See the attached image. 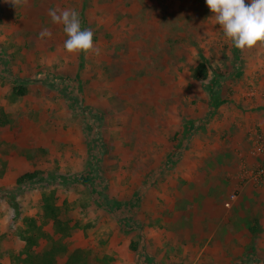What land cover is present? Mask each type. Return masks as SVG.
Instances as JSON below:
<instances>
[{"label":"rangeland","instance_id":"obj_1","mask_svg":"<svg viewBox=\"0 0 264 264\" xmlns=\"http://www.w3.org/2000/svg\"><path fill=\"white\" fill-rule=\"evenodd\" d=\"M29 1L35 10L76 9L82 29L94 33V50L65 54L62 26L44 13L39 16L50 21L22 22L20 14L5 20L15 6L0 0V108L7 116L0 125V257L18 248L13 239L28 226L25 219L39 217L41 196L59 189L66 199L61 219L73 226L61 245L67 252L79 250L77 264H250L249 248L236 235L264 239L260 209L229 210L219 206L222 198L208 205L195 197L190 209L203 221L192 224L189 217L184 223L181 212L175 218L165 214L166 207L176 204L178 212L184 209L181 201L189 202L175 189L192 194L207 182L218 192L217 187H229L215 173L210 180L198 175L214 168L209 157H217L216 144L231 136L229 111L244 105L235 94L259 93L243 77L234 78L229 63L237 60L235 50L226 55L219 50L223 33L204 0ZM44 28L52 36L40 40ZM198 50L206 54L208 72L230 73L222 91L233 101L214 109L212 117L208 94L192 80ZM244 61L236 65L241 72ZM17 86L26 88L23 96L13 94ZM250 146L246 156L239 147H226L230 152L217 160L244 166L253 156ZM169 153L175 157L170 169L164 162ZM236 171V179L245 182L246 169ZM27 173L37 175L17 183ZM43 230L52 232L48 226ZM216 233L223 237L212 238ZM51 243L40 240L38 247L49 249ZM56 262L66 264L65 250Z\"/></svg>","mask_w":264,"mask_h":264},{"label":"crops","instance_id":"obj_2","mask_svg":"<svg viewBox=\"0 0 264 264\" xmlns=\"http://www.w3.org/2000/svg\"><path fill=\"white\" fill-rule=\"evenodd\" d=\"M30 4H31V2L28 0L26 4L19 5L15 8H9L5 12V15H7V16L4 19L8 20V21H11V20L15 21L16 19H15L14 15H16V14H20L23 16V17L21 16L22 18L21 17L19 18V20H21L22 22L24 20L25 21L26 20H28V21H39V20L43 21V20L47 19V18H41L39 16L42 13L48 15L47 11L42 10V9L37 10L38 8H36V10L32 9L29 7ZM47 20H49V19H47ZM56 35H57V32H56ZM58 35H59V33H58ZM219 35L221 36L220 37V43H219L220 44L219 50L223 49L222 52L224 55H226L228 53L231 54L232 51L235 50L234 58L237 60L235 62L233 61L232 64L229 63L232 66V68H234L233 70L231 68L232 72L234 73V75H233L234 78H236V76L239 79H240V77H243L244 79H246L247 84L251 82V84L254 87L256 85V88L258 87L257 89L259 92L258 94H256L255 96H253L251 98L244 97V94L241 92H237V94H235L236 100H244V105H242V108L238 109L237 108L238 106H237L235 110L232 109L231 111H229L231 113L230 121H226V122H228V123L230 122L232 124H230V126H227L228 128H226V129H228L229 132H231V136L226 137V138L224 137L223 138L224 140H222L221 143L219 140V143H217L216 144L217 146H215V150H216L215 155L218 158H224L225 157L224 155H226V154H228V152H230V150L227 149L226 147L229 148L230 146L231 147H239L241 149V154H242V152H244V154L245 153L247 154L246 151L248 150L249 147H251L250 146L251 145V139L247 135V133L250 129H254L256 131L264 133V47L257 45L256 47H254L251 50H246V51L241 52V51L237 50L236 48H234L230 43H226L225 38H224L223 34H221V32L219 33ZM197 52L200 53L198 63H204L206 66V77L204 79H198L197 80L193 76L192 80H197L198 83L200 82L201 86L203 87V90L205 91L204 93L208 94V101L220 102V104L216 107L214 106L213 103L209 107V109L207 111V115L212 117L214 114V109H216L215 111L217 112V110L219 108H221V106L226 104V102L229 101L230 103H232V101H233V96H230L231 99L226 98L223 96V91H222V85H223L224 77L228 78L230 73L226 72L227 73V76H226L225 66H223L225 75H223V73L219 72V71L208 72L209 68H208V59L206 57V54L204 53V55H203V53H201L200 50H198ZM243 59L245 60L244 62H246L248 67L245 68L246 64L244 65V63L240 62V64H242L244 67L243 72H241V69L239 70V66H236V65H237L238 61L243 62ZM229 64H228V62L225 63V65H227V67ZM177 66L180 67L179 64H177ZM177 66H176V68H177ZM248 80H250V81H248ZM251 88H253V87H251ZM228 109L226 108V110H228ZM209 120H210V118H208V121ZM206 121H207V119H206ZM184 124H185V128L183 127V133H185L187 136L190 134L189 131L191 128V125H190L191 123L186 122ZM229 132H224V133H229ZM246 154H245V156H246ZM248 154H249V152H248ZM217 157H209L211 159V162H213L215 165L214 168L213 169L203 168L202 172L200 173L201 176L200 175H198V176L202 177V175H203L206 178V180H210L211 176L214 177L213 173H215L217 177L220 176L221 179H224L225 181H229L230 184H227V185H229V187L225 188L224 190L221 187H217V189L219 190V192H218L216 189L210 190L211 184L207 182L206 185H203L205 187L207 186L206 188H203L200 184V186L198 187V189L196 191H194V192H193V190L191 191L192 194L187 189H186V191H185V189H183L182 194H180L177 191V189H175V194L177 196L181 197V199H183V200H184V196L185 197L187 196L189 202L186 203V200L181 201L182 202L181 205H182V207H184V209L182 211H178V212L175 211V205L176 204H173L172 207H166L165 214H166V212L169 215L173 213V218H175L176 216H179L178 214L181 212L182 215H184V217H183L184 223L186 221L188 222L189 217H191L190 223H192V224L195 223V220L203 221V217L197 218V216H195L196 212L192 211V208L190 209V206L191 207L193 206V208L195 206V202H192V201L194 200L195 197H199V198H201L200 201L203 204L210 205V204H213L212 201H214L215 196H216V197L222 198V200L219 203V206L221 208H228V209L230 208V209H235L238 211H239V208H246V209L250 208V210L252 209V210H256V211L260 209L261 215L259 218H260V221L262 222V225H263L261 229L264 230V180L259 182V183H253L250 181L249 176L247 175V174H249V172L251 170L254 169V167L261 161V159L259 157L252 156L251 160H247V162L244 160L246 165L243 166L242 164H244V163H242V161L238 162V160H237V162L232 161L229 163L228 162L225 163L224 160H221V162H219L220 160H217ZM174 158L175 157H172V155H170V153L166 156L164 162L168 166V169L172 168L175 165ZM238 159L240 161L241 158L238 157ZM243 167L246 169V172H244L246 174V176H244L245 178H243V179H245L244 180L245 182H242V181H239L238 179H236V172H237L236 170L239 168L242 169ZM206 180L203 179V181H206ZM213 188H215V187H213ZM168 193L170 194V192H168ZM168 193H167V195H168ZM229 194L234 200H232V201L228 200ZM191 196L193 198L190 200L189 198ZM176 199H174L173 201L174 202L180 201V200H178V199L176 200ZM181 205L179 204V206H181ZM190 213H191V215H190ZM215 216H216V214H215ZM230 216H231V213H229L227 215V218H230ZM219 224H220L219 228L221 227V229H222L223 228V221L220 220ZM216 228H218V227H216ZM219 235H221V238L223 237L222 233L221 234L219 233ZM219 235H217V233H216L212 237L210 234V237L215 238V237H218ZM241 235H243V237L239 238ZM261 235H263V234H260L256 238L254 236L255 239L253 238L252 240H251V236L249 234H245L244 232L236 235L237 242L239 244H241L242 246L247 245L246 249L249 248L248 251L246 252V254H247L246 260L248 262H251L250 264H254V262H260V263L264 262V239L262 237H260ZM233 238H234V236H233ZM13 242L18 247L20 246V240L18 238H17V240H16V238L13 239ZM0 245H1V243H0ZM15 250H16V247H14L11 250V252L8 253V255H2L0 257V264H15L13 262V259H14L13 256H14ZM219 252H220V247L216 246L214 253L217 255ZM242 256H243V258H245V254H242Z\"/></svg>","mask_w":264,"mask_h":264},{"label":"clouds","instance_id":"obj_3","mask_svg":"<svg viewBox=\"0 0 264 264\" xmlns=\"http://www.w3.org/2000/svg\"><path fill=\"white\" fill-rule=\"evenodd\" d=\"M15 7L26 4L27 0H6ZM212 13L210 19L222 31L226 43L243 52L257 45L264 47V0H204ZM48 16L54 25L62 26L66 39L63 51L69 56L80 53L85 55L93 52L94 33L81 27L79 12L76 9H49ZM52 33L44 28L38 34V39L51 38ZM99 55V49L95 50Z\"/></svg>","mask_w":264,"mask_h":264},{"label":"trees","instance_id":"obj_4","mask_svg":"<svg viewBox=\"0 0 264 264\" xmlns=\"http://www.w3.org/2000/svg\"><path fill=\"white\" fill-rule=\"evenodd\" d=\"M205 77L206 66L204 63H198L194 69V78L204 79ZM25 91L26 88L24 86L13 88L15 96H23ZM212 103L215 107L220 104L218 101ZM0 114V125H3L7 121V116L1 111V108ZM36 175L37 173H27L20 176L17 179V183L31 181L35 179ZM38 205L41 209L39 217L26 218L25 224L28 223V226H25L18 232V238L23 244L15 250L13 262L15 264H57V253L65 250L67 254L66 264L72 263V260H74V264H77L76 262H79L77 256L79 250L67 252L65 246L61 245L62 239L71 238L73 230V226L68 221L61 219V205H66V199L63 197L61 191L53 189L49 193L43 194ZM43 226H48L52 232L43 230ZM53 235L58 236V240H53ZM40 240H52V245L49 249H41L38 247Z\"/></svg>","mask_w":264,"mask_h":264},{"label":"built area","instance_id":"obj_5","mask_svg":"<svg viewBox=\"0 0 264 264\" xmlns=\"http://www.w3.org/2000/svg\"><path fill=\"white\" fill-rule=\"evenodd\" d=\"M257 94L256 89H250L246 96L251 98ZM252 150L251 153L255 157H259L261 161L255 166L253 170L247 174L253 183H259L264 180V133L256 132L250 137Z\"/></svg>","mask_w":264,"mask_h":264}]
</instances>
